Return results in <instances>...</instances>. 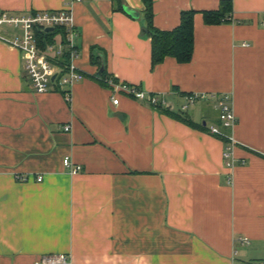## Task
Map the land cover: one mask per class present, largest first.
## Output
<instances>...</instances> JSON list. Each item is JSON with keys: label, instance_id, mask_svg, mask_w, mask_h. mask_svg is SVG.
<instances>
[{"label": "crops", "instance_id": "obj_1", "mask_svg": "<svg viewBox=\"0 0 264 264\" xmlns=\"http://www.w3.org/2000/svg\"><path fill=\"white\" fill-rule=\"evenodd\" d=\"M120 1L139 17L116 0L74 2L86 77L69 96L56 86L37 92L26 53L0 37V264H51L41 260L54 254L67 256L54 264H262L264 0H233V21L221 24H206L203 11L222 0H154L160 29L197 11L192 60L168 56L155 67L144 2ZM68 2L0 0V10L29 15ZM67 52L51 58L66 61ZM102 66L174 112L190 93H231L232 154L197 127L221 124L210 98L186 111L196 127L124 93L115 104L96 78Z\"/></svg>", "mask_w": 264, "mask_h": 264}, {"label": "built area", "instance_id": "obj_2", "mask_svg": "<svg viewBox=\"0 0 264 264\" xmlns=\"http://www.w3.org/2000/svg\"><path fill=\"white\" fill-rule=\"evenodd\" d=\"M82 0H69L66 7L57 11H43L32 13L29 15L15 14L9 11L0 10V37L8 42L13 47L19 48L26 53L25 69L28 77L33 82L37 92H47L53 86L64 91L69 96L68 90L71 86L79 81H82L86 74L76 63L80 56L79 48L76 44L75 17L72 10L74 2ZM5 26H14L19 29L18 32H9V36L2 34V28ZM49 27H64L66 30L65 38L62 43L57 44L47 43L45 49H41L37 39V29H47ZM68 49L66 61L56 62L47 53L57 52L58 55L64 54V49ZM55 79H53V77ZM111 89L114 90L113 102L119 103V93L127 94L139 101L146 102L149 105L156 106L161 104L163 107H171V104L157 94H149L138 85L129 84L126 82H110ZM210 98L214 102L215 107L219 111L221 125H213L210 131L213 134H224L223 129L232 131L237 122V115L233 105V97L231 93L205 94V93H190L186 95L185 102L182 106V111H187L189 107L197 103L201 99ZM66 130H70V126H66ZM231 140L229 150L226 151V158L232 152L234 139L230 132ZM65 166L70 168L71 173H77L82 169L81 165H76L70 157L64 158ZM231 163H228L230 165ZM38 181L43 177L39 175ZM42 263H66L67 256L65 254L47 255L42 258ZM264 264V262L262 263Z\"/></svg>", "mask_w": 264, "mask_h": 264}, {"label": "trees", "instance_id": "obj_3", "mask_svg": "<svg viewBox=\"0 0 264 264\" xmlns=\"http://www.w3.org/2000/svg\"><path fill=\"white\" fill-rule=\"evenodd\" d=\"M145 4L144 15L146 24L143 27V34L151 38L152 42V66L162 63L168 56L174 57L180 63H188L192 60L195 46V24L194 19L197 11L195 9L183 10L180 23L172 29H160L154 23V0H142ZM118 9L125 10L120 0H116ZM233 0H222L220 7L214 10L203 11L206 24L230 23L233 21ZM62 31L65 38V32L61 27H55L53 31L46 29H37V39L41 49H45L47 43H53L54 36ZM63 38V40H64ZM66 55H68L66 53ZM98 58V57H97ZM99 59V58H98ZM97 80L104 86L111 88L110 82H119L120 80L113 74L107 72L106 68L101 76H96ZM177 89V88H176ZM163 112L175 117L193 127L196 124L192 121L186 111L174 112L169 107L165 108L161 104L155 106ZM221 125V124H220ZM197 127L209 131L210 128L199 123ZM224 134H216L226 143L230 144V131L223 129Z\"/></svg>", "mask_w": 264, "mask_h": 264}, {"label": "water", "instance_id": "obj_4", "mask_svg": "<svg viewBox=\"0 0 264 264\" xmlns=\"http://www.w3.org/2000/svg\"><path fill=\"white\" fill-rule=\"evenodd\" d=\"M125 10H126L130 15H132L133 17H139V15H140V13H139L138 11H135V10L129 8V7H125ZM47 30H48V31H49V30L51 31V30H53V27H49V28H47ZM103 71H104V66H102L101 69L98 71V76H101L102 73H103ZM55 77H56V76H54L53 79H55Z\"/></svg>", "mask_w": 264, "mask_h": 264}, {"label": "rangeland", "instance_id": "obj_5", "mask_svg": "<svg viewBox=\"0 0 264 264\" xmlns=\"http://www.w3.org/2000/svg\"><path fill=\"white\" fill-rule=\"evenodd\" d=\"M3 30L9 31V32H18L20 31L19 29L15 28L14 26H5L2 28ZM60 37L58 38V42H60ZM49 56H53V53H47Z\"/></svg>", "mask_w": 264, "mask_h": 264}]
</instances>
